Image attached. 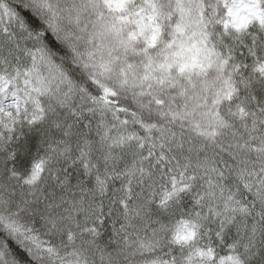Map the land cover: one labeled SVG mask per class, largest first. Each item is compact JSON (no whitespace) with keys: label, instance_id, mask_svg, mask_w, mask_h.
<instances>
[{"label":"snow or ice","instance_id":"obj_1","mask_svg":"<svg viewBox=\"0 0 264 264\" xmlns=\"http://www.w3.org/2000/svg\"><path fill=\"white\" fill-rule=\"evenodd\" d=\"M0 264H264V0H0Z\"/></svg>","mask_w":264,"mask_h":264}]
</instances>
